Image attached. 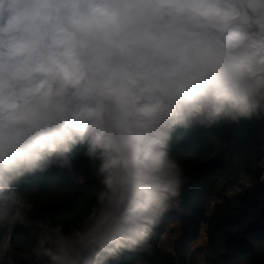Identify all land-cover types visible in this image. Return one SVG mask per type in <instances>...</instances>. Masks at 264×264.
Listing matches in <instances>:
<instances>
[{
	"label": "clouds",
	"instance_id": "clouds-1",
	"mask_svg": "<svg viewBox=\"0 0 264 264\" xmlns=\"http://www.w3.org/2000/svg\"><path fill=\"white\" fill-rule=\"evenodd\" d=\"M253 117L264 0H0V264L149 251L186 179L176 131ZM77 155L98 187L71 223L37 218L21 180Z\"/></svg>",
	"mask_w": 264,
	"mask_h": 264
},
{
	"label": "trees",
	"instance_id": "trees-1",
	"mask_svg": "<svg viewBox=\"0 0 264 264\" xmlns=\"http://www.w3.org/2000/svg\"><path fill=\"white\" fill-rule=\"evenodd\" d=\"M171 152L185 169L179 207L153 230L149 251H126L109 264H199L208 255V264H264V117L178 129ZM235 184L242 191L229 195ZM97 187L94 168L77 155L70 168L24 177L17 191L36 204L37 218L68 224ZM177 227L182 234L167 253L160 241ZM204 232L207 245L194 250ZM13 244L30 247L25 229L17 228Z\"/></svg>",
	"mask_w": 264,
	"mask_h": 264
},
{
	"label": "crops",
	"instance_id": "crops-1",
	"mask_svg": "<svg viewBox=\"0 0 264 264\" xmlns=\"http://www.w3.org/2000/svg\"><path fill=\"white\" fill-rule=\"evenodd\" d=\"M174 233H170V235L168 236L170 238V240L172 241L170 245H172V248H174V241L179 238L182 234V231L180 228H175L174 229ZM207 242H208V238H207V235L206 233H202L200 235V237L193 243L192 245V248L195 250V249H198V248H204L206 245H207ZM174 250V249H173ZM205 253V251L203 252Z\"/></svg>",
	"mask_w": 264,
	"mask_h": 264
},
{
	"label": "rangeland",
	"instance_id": "rangeland-1",
	"mask_svg": "<svg viewBox=\"0 0 264 264\" xmlns=\"http://www.w3.org/2000/svg\"><path fill=\"white\" fill-rule=\"evenodd\" d=\"M243 180V179H242ZM222 184V183H221ZM230 191H231V188L229 189V192H228V194L229 195H232V194H234V193H230ZM213 203H215V201L213 202V201H211V205L213 204ZM175 228H173V229H169L165 234H164V236H163V238H162V240L160 241V246H161V248L164 250V251H166L167 253H174V248H172V245H170L171 244V240H170V238L168 237L169 235H170V233H174V230ZM210 257V255H208V256H202V258H200V260H199V264H204L203 263V261L205 260V259H208ZM211 258V257H210Z\"/></svg>",
	"mask_w": 264,
	"mask_h": 264
},
{
	"label": "built area",
	"instance_id": "built-area-1",
	"mask_svg": "<svg viewBox=\"0 0 264 264\" xmlns=\"http://www.w3.org/2000/svg\"><path fill=\"white\" fill-rule=\"evenodd\" d=\"M261 164H262V168H264V158H263ZM240 191H242V186L239 185V184H235V185L232 186L230 193L232 194V193H237V192H240ZM203 263L204 264H208V260L205 259L203 261Z\"/></svg>",
	"mask_w": 264,
	"mask_h": 264
}]
</instances>
